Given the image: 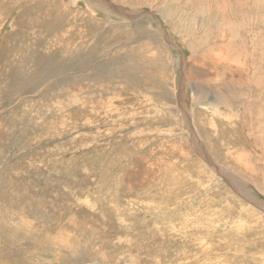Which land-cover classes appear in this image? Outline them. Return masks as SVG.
I'll use <instances>...</instances> for the list:
<instances>
[{
	"label": "rangeland",
	"instance_id": "374dc122",
	"mask_svg": "<svg viewBox=\"0 0 264 264\" xmlns=\"http://www.w3.org/2000/svg\"><path fill=\"white\" fill-rule=\"evenodd\" d=\"M0 264H264V0H0Z\"/></svg>",
	"mask_w": 264,
	"mask_h": 264
},
{
	"label": "bare ground",
	"instance_id": "6f19581e",
	"mask_svg": "<svg viewBox=\"0 0 264 264\" xmlns=\"http://www.w3.org/2000/svg\"><path fill=\"white\" fill-rule=\"evenodd\" d=\"M247 88H249L248 81H247ZM247 90H248L249 94L252 93V90L251 89H247Z\"/></svg>",
	"mask_w": 264,
	"mask_h": 264
}]
</instances>
